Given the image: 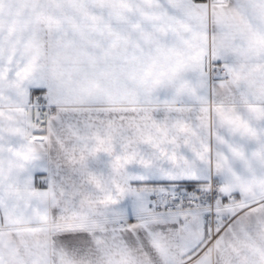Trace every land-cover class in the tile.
Masks as SVG:
<instances>
[{"label":"snow or ice","instance_id":"1","mask_svg":"<svg viewBox=\"0 0 264 264\" xmlns=\"http://www.w3.org/2000/svg\"><path fill=\"white\" fill-rule=\"evenodd\" d=\"M0 264H264V0H0Z\"/></svg>","mask_w":264,"mask_h":264}]
</instances>
